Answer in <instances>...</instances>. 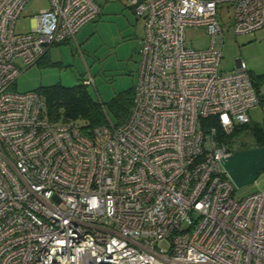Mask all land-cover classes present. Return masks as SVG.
Here are the masks:
<instances>
[{
    "label": "built area",
    "instance_id": "2783aa9c",
    "mask_svg": "<svg viewBox=\"0 0 264 264\" xmlns=\"http://www.w3.org/2000/svg\"><path fill=\"white\" fill-rule=\"evenodd\" d=\"M31 1L0 0V264H264V188L237 197L223 164L236 152L224 138L264 109V91L242 60L220 69L218 17L229 3L235 33L256 31L264 0H122L145 19L132 111L88 131L12 88L100 7L50 0L17 32ZM188 26L208 48L189 46ZM83 83L95 86L91 72Z\"/></svg>",
    "mask_w": 264,
    "mask_h": 264
},
{
    "label": "rangeland",
    "instance_id": "374dc122",
    "mask_svg": "<svg viewBox=\"0 0 264 264\" xmlns=\"http://www.w3.org/2000/svg\"><path fill=\"white\" fill-rule=\"evenodd\" d=\"M95 1L100 7L96 18L84 24L75 38L54 44L40 61L24 66L12 89L27 92L54 84L73 86L83 82L91 72L95 86H89V91L102 101L109 120L115 123L111 101L133 90L139 79V39L144 34L145 19L122 0ZM49 7L50 0L27 3L15 25L16 31L29 32L35 17ZM233 8L229 3H220L218 8V17L224 27L220 69L226 73L233 72L237 70V59H241L258 89L264 91V26L253 32L235 33ZM185 32L191 47L205 49L211 43V36L203 27L188 26ZM249 113L252 122H264L261 105L252 107ZM235 140V151L242 142L250 146L254 144L246 135H238ZM263 188L264 171H261L255 182L237 187L235 195L243 197ZM164 246L168 247V243L165 242Z\"/></svg>",
    "mask_w": 264,
    "mask_h": 264
},
{
    "label": "trees",
    "instance_id": "16d2710c",
    "mask_svg": "<svg viewBox=\"0 0 264 264\" xmlns=\"http://www.w3.org/2000/svg\"><path fill=\"white\" fill-rule=\"evenodd\" d=\"M250 77L253 81L251 75ZM253 83L256 86L254 81ZM88 87L89 85L83 82L73 86L54 84L42 86L36 91L45 100L46 114L49 120L53 122L75 121L84 131H88L89 128L109 122L104 104L90 93ZM134 92L135 88L127 94H121L111 101L110 106L116 116L115 124H122L129 118L133 106ZM202 122L204 125L213 123L217 125L216 118L203 119ZM238 135L250 136L254 142L252 146L247 142H242L237 145L238 150L262 146L264 145V122L255 123L251 121L238 125L234 132L226 136L224 140H228L230 143H236L235 138Z\"/></svg>",
    "mask_w": 264,
    "mask_h": 264
},
{
    "label": "water",
    "instance_id": "95a60500",
    "mask_svg": "<svg viewBox=\"0 0 264 264\" xmlns=\"http://www.w3.org/2000/svg\"><path fill=\"white\" fill-rule=\"evenodd\" d=\"M223 164L237 187L251 184L264 171V145L238 150L225 158Z\"/></svg>",
    "mask_w": 264,
    "mask_h": 264
},
{
    "label": "crops",
    "instance_id": "0c3cea01",
    "mask_svg": "<svg viewBox=\"0 0 264 264\" xmlns=\"http://www.w3.org/2000/svg\"><path fill=\"white\" fill-rule=\"evenodd\" d=\"M57 44H59V43H57ZM52 46H53V45H52ZM50 49H51V47L48 49V51H49ZM48 51H47V52H48ZM47 52H46V53H47ZM41 59H42V58H41ZM41 59H40V60H41ZM237 64H238V63H237Z\"/></svg>",
    "mask_w": 264,
    "mask_h": 264
}]
</instances>
